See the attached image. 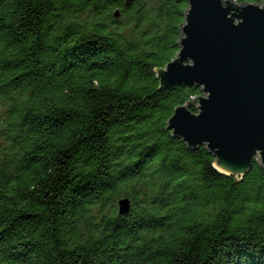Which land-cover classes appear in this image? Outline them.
<instances>
[{"label":"trees","instance_id":"1","mask_svg":"<svg viewBox=\"0 0 264 264\" xmlns=\"http://www.w3.org/2000/svg\"><path fill=\"white\" fill-rule=\"evenodd\" d=\"M125 2L0 0V264H264V167L164 127L187 1Z\"/></svg>","mask_w":264,"mask_h":264},{"label":"water","instance_id":"2","mask_svg":"<svg viewBox=\"0 0 264 264\" xmlns=\"http://www.w3.org/2000/svg\"><path fill=\"white\" fill-rule=\"evenodd\" d=\"M186 1L177 51L153 68L155 89L194 85L200 93L175 106L164 127L187 149L204 145L210 167L236 182L253 160L264 167V3ZM128 208L129 199L118 200V214Z\"/></svg>","mask_w":264,"mask_h":264}]
</instances>
